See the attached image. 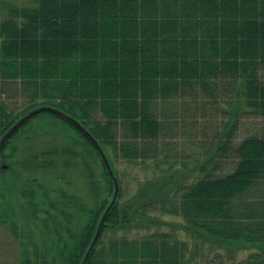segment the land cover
<instances>
[{"label": "trees", "instance_id": "trees-1", "mask_svg": "<svg viewBox=\"0 0 264 264\" xmlns=\"http://www.w3.org/2000/svg\"><path fill=\"white\" fill-rule=\"evenodd\" d=\"M0 82V141L26 113L49 105L89 130L117 176L112 158L168 164L125 200L118 176V199L86 264H200L191 258L199 244L181 231L211 246L264 244V0H0ZM45 115L74 127L83 150L45 148L19 168L12 142ZM190 147L209 157L194 181L173 171L196 156ZM58 155L82 158L92 201L66 190L50 201L48 235L24 243L33 256L22 244V264H80L113 197L93 144L51 112L7 140L0 163L9 168L0 166V177L50 167ZM1 203L4 224L15 211ZM11 228L18 233L14 220ZM133 230L145 232L131 237ZM237 264H264V254Z\"/></svg>", "mask_w": 264, "mask_h": 264}, {"label": "rangeland", "instance_id": "rangeland-1", "mask_svg": "<svg viewBox=\"0 0 264 264\" xmlns=\"http://www.w3.org/2000/svg\"><path fill=\"white\" fill-rule=\"evenodd\" d=\"M12 1H15L17 4H20L21 2V0ZM1 99L7 100L6 102H8L11 107L16 105L13 104L14 99H8L5 94H2V92ZM12 143L16 144L18 148L17 156L14 157V160L16 164L19 165V168L23 166L22 163L24 162V158L26 159V154L28 155L31 152H35L40 155L45 148H48L50 151L62 150L63 152L66 151V149H70L69 146H72L74 147L75 152L80 153L83 150L80 142V133L74 127L63 121V119L61 120L47 115L34 119L32 126H30L29 129L20 132ZM69 151H71V149ZM197 151L198 150L195 148L192 147L191 149L190 147L188 152L196 154V156L193 155L192 158H181L180 164H175V168L173 169L175 173L185 171L188 181L198 180L204 175L203 172L200 171V167L209 157L205 153ZM7 152H9V150H7ZM90 155L87 157L93 162L94 155ZM56 157V164L53 163L50 167L48 166L45 168V166H34L35 168L33 171L29 172V174L32 175H28V173L24 171L22 175L27 177L25 178L27 186H20L22 182L18 181L16 195H14L13 191H11V193L7 191L5 198L16 210L19 222L22 227L24 226V228H26V230L25 234H23V232H21L22 227L20 226L18 231L19 236L16 238L8 233L11 230L10 228L7 226L3 228L5 229L4 236L6 237L0 239V264H22L23 246L26 249L29 248L30 254L33 250V247L28 245L25 246L24 243H30L32 241L37 243L44 242L48 235L44 226L46 227V225L49 224V218L46 219V210H48L50 201L57 199L64 190L68 191L70 194L74 193L79 195V199L83 200L85 204L88 203L86 205L90 206L92 195L89 184L85 179L87 172L82 163V158H69L67 155H58ZM112 159L118 176L122 180L124 194L123 200L131 197L142 182L152 178L159 179L163 173L168 171L163 170L168 164H161L159 169L153 160H148L146 162L138 161L135 164L128 162L123 158ZM66 161H68V163ZM182 161L188 162V168L182 165ZM92 167L97 173L101 170L98 166V161L95 163L93 162ZM30 176H36V180H38L37 185L32 184V177ZM4 178H9V173ZM0 182L4 183L5 180L4 182ZM19 187L27 188V192H30L29 194L32 195L31 207H27V201L25 202L23 201V198L21 199V196L19 195ZM9 188L12 189L14 186L11 185ZM38 189L44 190L43 195ZM37 191L38 193L36 194ZM45 192H48L46 196L44 194ZM16 199L18 201H16ZM19 201H21V204L23 203L21 210L14 206L17 205ZM52 213L54 214L56 211H52ZM83 216L85 215L81 213V219ZM85 217H87V214ZM162 217L169 221L180 220L179 217L172 214L163 215ZM59 219H64L63 215L58 214V220ZM46 220H48V223ZM28 230L30 232H28ZM144 232L145 230H133L127 234L134 237L140 236L144 234ZM122 234H125V232L120 231L116 235ZM179 235L184 239H189L191 245H193V243L199 244L200 248L198 250V255L192 257L191 251L189 256L194 260H199L200 264H237L252 252H260L264 254V244L247 243L249 246L244 244H239L237 246L230 244L211 246L209 244H203L201 240L196 241L193 238H190L183 231H181ZM31 256H33V254Z\"/></svg>", "mask_w": 264, "mask_h": 264}, {"label": "water", "instance_id": "water-1", "mask_svg": "<svg viewBox=\"0 0 264 264\" xmlns=\"http://www.w3.org/2000/svg\"><path fill=\"white\" fill-rule=\"evenodd\" d=\"M41 112H51L59 117L64 118L65 120L73 123L75 125V127L82 132L85 137L93 144V146L95 147V149L98 151V153L101 156V159L104 163V166L106 167L110 177L112 178L113 182H114V193H113V197L111 202L109 203V205L107 206V208L105 209L100 222L98 224L96 233L94 235V238L88 248V250L85 253V256L82 260V262L80 264H86L92 251L94 250L100 235L102 233L103 230V226L106 222V218L107 215L109 213V211L111 210V208L114 206L115 202L118 199V195H119V191H120V185H119V178L118 176L115 174V171L110 163V160L108 158V156L106 155L104 149L102 148V146L99 144V142L96 140V138L89 132V130L81 123L79 122L77 119H75L74 117H72L71 115L67 114L66 112L54 107V106H49V105H42L39 106L31 111H29L27 114H25L23 117H21L2 137L1 141H0V151L1 149L5 146L7 140L23 125L25 124L28 120H30L31 118H33L35 115L41 113Z\"/></svg>", "mask_w": 264, "mask_h": 264}, {"label": "flooded vegetation", "instance_id": "flooded-vegetation-1", "mask_svg": "<svg viewBox=\"0 0 264 264\" xmlns=\"http://www.w3.org/2000/svg\"><path fill=\"white\" fill-rule=\"evenodd\" d=\"M0 166H1L2 169H8L9 168V162H3L2 161L0 163ZM20 174H21V176H20ZM28 175H32V174H28ZM30 177H32V176H30ZM25 178H27V177H25L24 175H22V173H19V174L18 173H9V178H7V179L6 178H3V177H0V181H3L4 182V180H5L4 183L0 182V186H2V187H0V201L2 202L1 204H3V203H8L9 204V202L4 197L7 194V191L10 192V193H11V191H13L14 192V195H16V191H17L16 186L18 184V181H21L22 182V184L20 186H25V185L27 186V181H26ZM37 182H38V180H36V176L35 177H32V184H36L37 185ZM11 185H13L14 188H12V189L9 188V186H11ZM26 189L24 187H19V192H20L19 195L21 196V199L23 198V201H25V202L27 201V207H31L32 206V202H31L32 195H30L29 194L30 192H27L28 189L27 190ZM39 191H41L42 192V195H43V191L44 190L40 189ZM37 193H38V191L36 192V194ZM40 196H41V194H40ZM55 200H60V196L57 197V199H55ZM16 201H18V200L16 199ZM9 205H11V204H9ZM14 206L15 207H18L21 210V208L23 206V203L21 204V201H19L18 204L17 205H14ZM0 207H1V205H0ZM14 211H15V217L14 218L12 216L10 218L7 217L8 218V219H6V220H8L7 222H6L5 219H3L4 222H5L4 224L0 220V228H1V230H0V239H2V238L4 239V237H6V236H4L5 229H3L5 226H7L8 228L11 229L8 233L12 234L16 238H17V236H19L18 233L15 234V232L11 228V221L12 220H14L16 222L18 228L20 226L22 227V225L19 222L17 212H16L15 209H14ZM0 215L2 216L1 213H0ZM28 232H30V231L28 230ZM31 255H32V253H31Z\"/></svg>", "mask_w": 264, "mask_h": 264}]
</instances>
